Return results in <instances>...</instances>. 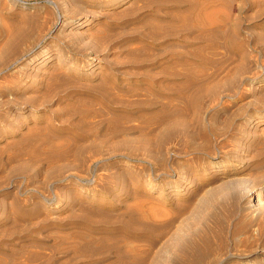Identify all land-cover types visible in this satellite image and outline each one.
<instances>
[{
	"label": "rangeland",
	"instance_id": "374dc122",
	"mask_svg": "<svg viewBox=\"0 0 264 264\" xmlns=\"http://www.w3.org/2000/svg\"><path fill=\"white\" fill-rule=\"evenodd\" d=\"M0 264H264V0H0Z\"/></svg>",
	"mask_w": 264,
	"mask_h": 264
},
{
	"label": "bare ground",
	"instance_id": "6f19581e",
	"mask_svg": "<svg viewBox=\"0 0 264 264\" xmlns=\"http://www.w3.org/2000/svg\"><path fill=\"white\" fill-rule=\"evenodd\" d=\"M28 136H29V135H28ZM29 139H30V138H29ZM24 143H25V142H24ZM231 191H232V189L230 190V192H231ZM233 191H234V190H233ZM230 192H229V193H230ZM232 193H233V192H232ZM234 193H235V192H234ZM236 194H237V193H235L234 196H235ZM230 195H231V194H230ZM232 196H233V195H231V197H232Z\"/></svg>",
	"mask_w": 264,
	"mask_h": 264
}]
</instances>
